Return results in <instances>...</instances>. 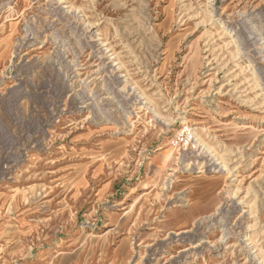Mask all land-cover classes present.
I'll return each mask as SVG.
<instances>
[{"label": "rangeland", "instance_id": "obj_1", "mask_svg": "<svg viewBox=\"0 0 264 264\" xmlns=\"http://www.w3.org/2000/svg\"><path fill=\"white\" fill-rule=\"evenodd\" d=\"M0 264H264V0H0Z\"/></svg>", "mask_w": 264, "mask_h": 264}]
</instances>
